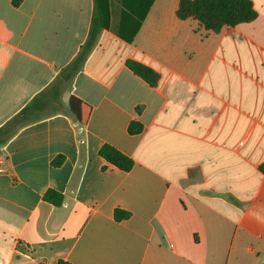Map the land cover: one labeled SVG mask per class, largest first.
<instances>
[{
	"label": "crops",
	"instance_id": "0c3cea01",
	"mask_svg": "<svg viewBox=\"0 0 264 264\" xmlns=\"http://www.w3.org/2000/svg\"><path fill=\"white\" fill-rule=\"evenodd\" d=\"M250 2L253 21L214 33L179 20V0H108L54 109L0 146V264L264 263V0ZM93 11L0 0V128L75 58ZM71 96L90 107L84 127L63 112ZM103 145L132 168L107 163Z\"/></svg>",
	"mask_w": 264,
	"mask_h": 264
},
{
	"label": "trees",
	"instance_id": "16d2710c",
	"mask_svg": "<svg viewBox=\"0 0 264 264\" xmlns=\"http://www.w3.org/2000/svg\"><path fill=\"white\" fill-rule=\"evenodd\" d=\"M176 17L179 20H196L206 31L217 33L225 27H234L241 23L253 21L256 17V12L250 0H179ZM107 22L108 0H94V11L88 37L81 46L80 51L75 58L61 70L57 79L49 89L34 97L29 104L0 128V146L7 142L19 128L40 120L41 113L44 112L45 107L49 106L54 109L50 104H54L56 101L60 85L70 81L81 69L87 54L93 47L99 31L107 27ZM127 67L133 74L150 86H155L157 84L158 75L149 67L133 60L127 61ZM49 94L50 96H48ZM64 111L70 114L79 126L84 127L88 119L90 107L79 99L71 96L63 112ZM141 128L139 123L131 122L128 127V132L129 134H135L140 132ZM98 155L107 163L122 171H129L133 166L132 159L109 145L101 146ZM59 162L60 157L54 164H59ZM43 199L55 205H60L62 202V196L53 191H47ZM124 216V213L115 211L116 219H120V217ZM57 264L69 263L58 261Z\"/></svg>",
	"mask_w": 264,
	"mask_h": 264
}]
</instances>
